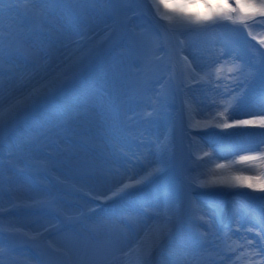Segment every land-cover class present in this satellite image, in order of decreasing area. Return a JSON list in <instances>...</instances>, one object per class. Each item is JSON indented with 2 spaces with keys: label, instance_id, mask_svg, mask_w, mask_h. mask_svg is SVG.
I'll use <instances>...</instances> for the list:
<instances>
[{
  "label": "snow or ice",
  "instance_id": "1",
  "mask_svg": "<svg viewBox=\"0 0 264 264\" xmlns=\"http://www.w3.org/2000/svg\"><path fill=\"white\" fill-rule=\"evenodd\" d=\"M198 3L203 13L189 10ZM57 10L70 26L52 20ZM40 30L51 43L31 54L19 77L8 68L0 84V138L31 121L0 167V189L15 201L0 204V264H19L11 257L20 248L36 250L34 264H42L41 254L48 264H154L157 257V264H190L188 253L206 249L212 235L248 264H264V0H0L4 62L22 55ZM23 80L36 82L19 93L12 85ZM162 81L143 120L168 130L141 137L145 151L131 167L115 154L88 161L87 206L66 211L35 184L36 195H18L23 189L11 173L20 160L45 180L56 162L34 153L65 144L64 162L82 166L73 151L81 130L98 115L117 128L125 110ZM196 89L212 93L207 108ZM177 92L183 101L172 115ZM235 196L259 200V209L246 203L243 213L229 214L224 198ZM20 209L43 215L47 225L25 230L15 219ZM136 225L135 241L124 245ZM53 228L62 233L59 244L48 239ZM233 236L242 238L229 243Z\"/></svg>",
  "mask_w": 264,
  "mask_h": 264
},
{
  "label": "rangeland",
  "instance_id": "2",
  "mask_svg": "<svg viewBox=\"0 0 264 264\" xmlns=\"http://www.w3.org/2000/svg\"><path fill=\"white\" fill-rule=\"evenodd\" d=\"M5 2H8V0H5ZM29 2H31V0H20V3L22 4L29 3ZM63 2H67V0H63ZM89 2L103 3L105 2V0H89ZM52 20L54 22H57L58 24L65 25L66 27L70 26L69 20L65 17V14L61 10H57L54 13ZM102 27L103 25L101 24L95 30L100 31ZM34 39H37L38 42L40 41L41 43L40 46L38 47L33 46ZM51 40H52V37L49 35L48 30H40V31L34 32L28 39L27 43L24 44L22 48V55L14 56L10 62H4L5 57L0 56V78H1L0 84H5V85L7 84L8 76L6 75V70L8 68H11L13 72L17 75V77L23 74L22 73L23 69H27L28 63L33 59V56L31 54L49 45L51 43ZM163 83L164 81H162L161 84L156 85L152 91L145 93L143 96L142 102L139 105L129 106V108L125 110L124 114H122L120 118L121 123L117 128L108 127L105 121H103V124H101V122L99 121L98 125L99 126L103 125L105 127V130L102 133L100 132L97 134L96 127H95L96 125L94 126V129H92L91 124L87 125L84 129L81 130L82 135L74 138V140L79 141L81 146L75 148L76 150L73 149V151H74L75 157L78 158L82 162V166H73V165H69L68 163L64 162V158L67 155V153L65 156L63 155L62 157L60 154H58L57 151H55L52 145L43 146L39 152L34 153L35 155L37 154L39 156H43L42 154H40V152H45V153L50 152V155L54 158V161L56 162L55 172L46 173L47 179L45 180H41L39 178V184L41 185L39 188L43 189V191L50 192L52 193V195L58 197L60 203L66 204V206L70 209L73 208L74 206H77V204H80L81 195H84L86 192H88L90 187H83V188L80 187V190L77 191V190H74L72 186L77 185L76 184L77 182L84 180L82 178L84 175L83 166H86L88 161L98 156H107V155L115 154L113 153V147L116 144L125 143L127 145L129 144L130 146H137L139 141H141V136L150 135L153 129L160 128L155 125L146 124L143 120V117L145 113L150 110V105L153 102L156 92L159 91ZM13 84H15L18 87V90H20L22 93L26 91L28 87H31L33 83L29 82L28 80H23V81H14ZM192 95L196 98L198 103H204L203 106L207 108V106L210 103L212 93L207 92L202 89H196L192 93ZM62 98L63 97H61L60 99ZM178 99H183V93L181 92L176 93L175 101H177ZM49 106L51 105L40 108L34 114V116L32 117V120L41 119L46 113L50 111L51 107ZM177 108H178L177 105L173 104V107L170 109V112L172 115H174ZM95 123H96V120H94L93 125ZM30 124H31V121L23 125H27L29 127ZM133 127L136 129L135 131L138 130V131H141V133L136 134L135 131L132 130ZM17 129L18 127L11 133L8 139L0 138V167H2L6 163L9 151L14 150V146L11 144L10 138L13 136V134L16 133ZM165 130L167 131L168 129L165 128ZM26 133L27 132H23L22 134H18V135L16 134L17 135L15 136L17 138L16 142L18 143L26 135ZM108 138L114 139V142H112L111 145H109L110 142L108 141ZM152 139L154 138L152 137ZM102 143H106L107 147L111 149V151L105 150ZM57 146H58L57 149H60L61 147L64 146V144H59ZM48 148H50L51 150H49ZM137 158L138 157L133 158L131 162L136 163ZM30 163L31 161H28L26 159L20 160V162L16 165V168L11 173L14 176V178L16 179L19 178L20 183L26 184V180L23 177L18 176L19 175L17 173L18 171H23V172L28 171L25 173H27V175L31 174L30 176H32L33 179L35 178L36 176L35 172L30 167H27V165H29ZM125 163H128V162L125 161ZM57 173L60 175L59 177L58 175H56ZM58 178L63 179L64 183L63 184L57 183ZM90 185L93 187L92 184ZM77 186H80V185H77ZM4 197L8 200L9 203L10 201H12L13 203L15 202L14 200H12V196L10 193H7L6 191L0 189V199ZM246 203L248 204L249 201L244 202V205ZM256 203H260V201L256 200ZM7 207L9 206H5V208ZM258 209L259 208H257V210ZM25 213H27V210H25ZM21 214H22V209L19 210L18 215H21ZM32 216L33 217L23 221L22 226H24L25 230L31 231L30 229H31L32 223L33 225L39 224L42 221V218H44L43 215H41V217H39L38 215H32ZM140 228H141V225H136L131 231L127 232V234L128 233L129 234L126 237L125 242L128 244L130 241L134 242V239L132 238L137 237V234L139 233ZM231 238L232 239L228 241L229 243H231L232 241H238L242 237L233 236ZM212 241H213V244L215 243L217 244V246H215V250L205 255L204 257L199 258L198 260L194 262V264H197V262H199V264H234L235 262L236 264H248L247 260L246 261L241 260V257H240L241 252H237L233 254L230 251H227V249H225L218 240L216 241L212 240ZM210 243L211 242L209 241V244ZM41 255L43 257L42 261L44 262V263L42 262V264H48L49 258L46 255H43V254ZM187 256H186V260H187ZM11 258L18 261L19 264H25V261H28V264H34V262L30 260V258L24 259V257H20V256H16V257L12 256Z\"/></svg>",
  "mask_w": 264,
  "mask_h": 264
},
{
  "label": "bare ground",
  "instance_id": "3",
  "mask_svg": "<svg viewBox=\"0 0 264 264\" xmlns=\"http://www.w3.org/2000/svg\"><path fill=\"white\" fill-rule=\"evenodd\" d=\"M178 2H179V0H178ZM211 2L212 3H216V0H211ZM198 8V9H197ZM190 11H198V12H201V13H203L204 11H205V8H204V6L202 5V3H198L197 4V6L195 7V8H190L189 9ZM40 41L38 42L37 41V39H34V42H33V46L34 47H38V46H40ZM27 71V69H23V71H22V73H25ZM1 79V78H0ZM29 82H31V83H35L36 81L35 80H32V81H29ZM13 87H17L15 84H13L12 85ZM17 89V91L19 92V93H21V91L20 90H18V87L16 88ZM182 101H183V99H178L177 101H175L174 102V104L175 105H177V109H176V112L174 113V114H176L177 112H179V109H180V105H181V103H182ZM202 106L204 105V103H200ZM199 118V117H198ZM95 120H96V123L93 125V123L91 124L92 125V129H94V126L96 127V132H97V134L98 133H102L104 130H105V127L103 126V125H101V126H99L98 125V123H99V121L101 122V124H103V121H104V119H103V116H100V115H98L96 118H95ZM27 130H28V126L27 125H20L19 127H18V129L16 130V133L15 134H13V136H17L18 134H22L23 132H27ZM132 130L133 131H135L136 129L133 127L132 128ZM94 131V130H93ZM214 131H219V130H214ZM166 132V130H165V127H160V128H158V129H153L152 130V132L150 133V135H144V136H141V137H144L146 140H152V137L155 139L157 136H160V135H162L163 133H165ZM135 133L136 134H140L141 133V131H135ZM17 134V135H16ZM146 136V137H145ZM96 138V137H95ZM15 139H17L16 137H15ZM108 141L110 142V144L109 145H111V143L112 142H114V139H110V138H108ZM103 144V146H104V149L105 150H110L111 151V149H109L108 147H107V144L106 143H102ZM140 145H141V141H139V143L137 144V146H130L129 144L127 145V144H125V143H121V144H116L114 147H113V153H115L117 156H124V157H126V159H125V161H127L128 162V159H130V160H133V158H135V157H140L141 156V154L145 151V149L143 148V147H140ZM52 147H54V146H52ZM56 147H58V146H56ZM49 150H51L50 148H48ZM55 149V151H57L58 152V154H60L62 157H63V155L65 156L66 155V153H67V150H68V146L67 145H65L64 144V146L63 147H61L60 149H57V148H54ZM76 150V149H75ZM193 150H197L196 149V147H195V145H194V148H193ZM79 151V150H78ZM40 154H42L43 156H48V155H50V152L49 153H45V152H40ZM135 154V155H134ZM37 155V154H36ZM129 155V156H128ZM59 156V155H58ZM62 157H60V158H62ZM230 159H231V157H229ZM135 163L134 162H131V165L130 164H128V163H125V166H129V167H131L132 165H134ZM56 175H58V177L60 176L58 173L56 174ZM16 179V178H15ZM16 180H18L19 181V178L18 179H16ZM77 185H80V187H90V188H92V186L90 185L91 184V182L90 181H86V180H82V181H79V182H77L76 183ZM31 185L32 184H30L29 182H27L26 181V184H24V183H19V187H22V189H23V191H21L18 195H20V197L21 198H25V197H27V196H29V195H36L37 193H36V191L35 190H33L32 188H31ZM40 190H42L43 191V189H40ZM256 195H258V194H256ZM81 197L82 198H80L81 199V202H80V204L82 205V206H87L86 205V199L84 198V195H81ZM238 198V200H239V203H240V200L242 201V200H244L245 198L244 197H241V196H237ZM246 200V199H245ZM252 203V202H251ZM0 204H2L4 207L5 206H9L10 207V203L8 202V200L4 197V198H2V199H0ZM60 205L62 206V207H64L65 208V210L66 211H71L73 208H68L67 206H66V204H64V203H60ZM201 206V205H200ZM228 213H231V212H233V211H235V210H237L238 209V207H237V205H234V206H232V205H229L228 207ZM39 217H41V215H38ZM31 217H33L32 215L30 216V215H28L27 213H25V209H22V214L21 215H18L15 219L21 224V225H23V221L24 220H27V219H29V218H31ZM226 218H227V216H226ZM5 219H9V218H5ZM47 223H48V221L46 220V219H43L42 218V221L39 223V224H35V225H33V223H32V225H31V231L32 230H36V229H40V227H41V225H47ZM148 223H150V222H148ZM129 234V233H128ZM127 232L124 234V236L122 237V243L124 244V245H131L132 243H133V241H130L129 242V244L128 243H126L125 242V240H126V237H127ZM232 239V238H231ZM212 240H217V237L215 236V235H212V236H210L209 237V241L211 242L210 244H208V246H207V248L206 249H201V250H199V251H192V252H190L189 254H188V256H187V260H189V262H190V264H194V262L196 261V260H198L199 258H201V257H204L205 255H207V254H209V253H211V252H213L214 250H215V246H217V244L215 243V244H213V241ZM50 241H53L55 244H59V243H61L62 242V234H60V235H58V236H55V237H53V238H51L50 239ZM16 256H20V257H23V253L22 252H18L16 255H14L13 257H16ZM242 256V252H241V254H240V257ZM25 258H28V256H26ZM159 260V257H157V258H155L154 259V264H157V261ZM241 260H243V261H246L245 259H242L241 258ZM234 264H236V262L234 263Z\"/></svg>",
  "mask_w": 264,
  "mask_h": 264
}]
</instances>
